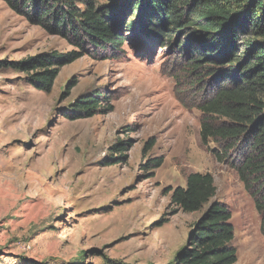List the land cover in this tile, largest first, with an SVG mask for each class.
Masks as SVG:
<instances>
[{
  "label": "rangeland",
  "instance_id": "obj_1",
  "mask_svg": "<svg viewBox=\"0 0 264 264\" xmlns=\"http://www.w3.org/2000/svg\"><path fill=\"white\" fill-rule=\"evenodd\" d=\"M136 2L114 15L122 45L94 52L0 0V264L170 263L203 211L170 198L191 172L210 173L213 199L230 208L232 264H264L260 214L232 164L239 155L203 142L179 54L128 27L147 7ZM49 51L81 55L45 92L10 62ZM95 93V113L75 118L74 101Z\"/></svg>",
  "mask_w": 264,
  "mask_h": 264
},
{
  "label": "trees",
  "instance_id": "obj_2",
  "mask_svg": "<svg viewBox=\"0 0 264 264\" xmlns=\"http://www.w3.org/2000/svg\"><path fill=\"white\" fill-rule=\"evenodd\" d=\"M11 10L51 34L72 39L94 52L118 49L123 36L114 15L128 0H2ZM144 2L135 24L138 33L153 36L176 51L178 73L196 95L192 107L201 111V138L217 146L215 153L233 151L232 164L244 188L253 196L264 235V0H134ZM144 6V8H145ZM123 21V17H118ZM127 27V26H126ZM81 54L41 52L18 62L38 90L49 92L61 66ZM92 94L74 101L76 117L92 116L98 108ZM121 142L115 144L120 151ZM222 154V155H223ZM159 166L160 160H154ZM237 162V163H235ZM255 183L257 187H255ZM210 173L191 172L185 186L170 198L182 211L203 209L186 243L166 264H232L236 260L230 208L214 198Z\"/></svg>",
  "mask_w": 264,
  "mask_h": 264
}]
</instances>
